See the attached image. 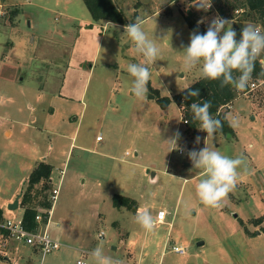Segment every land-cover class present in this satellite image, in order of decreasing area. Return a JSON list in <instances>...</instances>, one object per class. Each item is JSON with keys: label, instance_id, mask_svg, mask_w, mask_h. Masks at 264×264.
Masks as SVG:
<instances>
[{"label": "rangeland", "instance_id": "374dc122", "mask_svg": "<svg viewBox=\"0 0 264 264\" xmlns=\"http://www.w3.org/2000/svg\"><path fill=\"white\" fill-rule=\"evenodd\" d=\"M112 2L124 24L93 20L83 0H0V202L6 207L20 194L18 208L3 217L22 216L23 181L43 161L52 166L50 188L38 191L37 185L31 204L44 195L50 199L57 188L53 218L80 230L69 239L74 246L101 247L104 253L118 246L113 252L120 256L126 246L121 237L138 232V253L145 232L141 264L155 263L161 249L160 264H264V232L252 223L264 214V81L222 107L232 133H215L209 140L200 124L188 127L173 95L202 77L199 64L192 69L183 64L191 33L184 15L193 12L207 29L215 16L212 5L204 11L194 0ZM138 19L160 49L149 82L171 98L165 108L149 88L146 96L130 93L127 65L144 58L126 42L124 26ZM225 19L234 29L247 24L260 29L235 11ZM258 57L264 66V52ZM55 92L71 99L74 108L54 99ZM49 106H56L57 117L67 113L66 121L55 120L54 129L42 128ZM8 128L10 135L4 133ZM205 144L242 159L237 183L219 206L200 201L196 185L203 170L188 157L189 150ZM112 194L135 199V206L148 209L153 218L162 208L163 223L151 232L143 229L135 208L114 207ZM49 226L59 240L60 228ZM180 244L186 253L171 249ZM15 248L17 256L4 264L26 263L28 257L38 264V253ZM87 255L61 247L44 258L93 257Z\"/></svg>", "mask_w": 264, "mask_h": 264}, {"label": "clouds", "instance_id": "9594fccd", "mask_svg": "<svg viewBox=\"0 0 264 264\" xmlns=\"http://www.w3.org/2000/svg\"><path fill=\"white\" fill-rule=\"evenodd\" d=\"M191 3L197 9L207 11L212 0H194ZM201 22L203 21H198ZM124 31L128 37L126 42L133 43L135 51L144 58L143 63L127 65V72L133 78L130 93L137 97L146 96L151 76L150 66L159 59L160 49L155 37L149 38L139 19L125 25ZM183 51V64L186 69H192L199 64L202 78L220 79L222 85L232 84L237 90L243 91L250 79L254 60L264 52V31L247 24L242 27L237 38V32L231 24L217 15L211 19L205 32L190 33L189 43ZM233 70L240 73L238 77L233 76ZM191 84L184 88L187 89L185 99L199 95V90L192 89ZM209 107L208 101L190 104L193 118L200 121L199 128L206 132L211 140L222 124L220 119L210 114ZM179 136L177 131L176 137ZM199 140L200 137L195 138V142ZM188 157L193 166L203 170L196 185L200 201L208 206H219L237 183V169L242 164V159L239 156L233 158L225 155L206 144L199 150H189ZM135 221L149 232L154 230L155 220L148 209L139 210L135 214ZM91 255L96 264H115L111 257L104 255L101 247L95 248Z\"/></svg>", "mask_w": 264, "mask_h": 264}, {"label": "trees", "instance_id": "16d2710c", "mask_svg": "<svg viewBox=\"0 0 264 264\" xmlns=\"http://www.w3.org/2000/svg\"><path fill=\"white\" fill-rule=\"evenodd\" d=\"M83 2L93 20H104L107 22L124 24L122 13L115 7L112 0H83ZM211 5L216 13L224 17H227L230 14L234 15V10L240 9V17L243 16L244 18L254 20L260 25L261 31H264V0H212ZM184 19L191 33H203L206 31L205 26L197 23L193 12L188 10L187 14L184 15ZM235 30L237 32V38H239L241 28L237 26ZM239 74L240 73L238 71L233 70L234 77H238ZM250 81L257 83L264 81V66L261 65L258 56L253 62L250 79L247 87L243 91L237 90L232 84L222 85L220 79L211 80L200 77L190 85L192 89L199 90L198 96L185 99L187 89H183L182 91L174 94L173 99L176 101L178 106L181 107V114L184 122L190 129H193L200 124L199 120L193 118V112L190 108V104L192 102L203 103L204 101H208L210 103V114L214 118L220 119L222 124V127L217 129L215 133H232V126L226 118V114L221 109L222 107L229 105L236 98L238 93L247 91ZM148 88L153 92L158 104L162 108L167 107L171 98L166 95H160L157 89L150 85V82L148 83ZM51 169L52 166L49 163L43 161L39 162L30 172L24 184L25 189L22 192L20 207L23 208V222L29 228H32L35 225L34 216L38 208L50 210L52 207V202L46 195H44L43 200H39L38 203L35 201V205L31 204L34 199V189H36L37 185H41V188L38 191L48 190L50 188L49 181ZM112 204L115 207L124 206L128 209L135 208V201L132 198L120 194H114L112 196ZM44 215L46 214L44 213ZM1 217L2 210L0 209V218ZM252 223L254 225H260V230L264 232V214L254 218ZM246 231L249 233L248 230Z\"/></svg>", "mask_w": 264, "mask_h": 264}, {"label": "crops", "instance_id": "0c3cea01", "mask_svg": "<svg viewBox=\"0 0 264 264\" xmlns=\"http://www.w3.org/2000/svg\"><path fill=\"white\" fill-rule=\"evenodd\" d=\"M98 21H100V20H98ZM88 22V21H87ZM104 23H107V21H105ZM89 24V26H91V24L90 23H88ZM31 42L33 43L34 42V36L33 37H31ZM90 66H92V64H90ZM41 93H42V91H41ZM54 95H53V98L54 99H56V100H58V101H60V102H63V101H65V102H69V103H71V99L69 100L67 97H65V96H61V94L60 93H58V92H55V93H53ZM56 94H58V95H56ZM54 99L52 100V101H54ZM71 105H72V107L74 108V106L76 105V104H72L71 103ZM74 105V106H73ZM57 111H58V109H56V106H55V108L54 107H52V106H49V108H48V110H47V112H48V114L47 115H45V120H44V122H43V127L42 128H49V129H54L55 127H56V125L57 124H55V120L56 121H58L59 119L60 120H64V121H66L67 120V113L65 114V115H63V113H61L60 114V116H58L57 117ZM31 119H33V117H31ZM54 122V123H53ZM25 126H26V123L24 124ZM4 133L6 134V135H10L11 134V129H5L4 130ZM70 134L71 135H74V131H73V133L72 132H70ZM97 136V135H96ZM102 140V138L101 139H99V140H97L96 139V137H95V141L96 142H100ZM93 149V148H92ZM94 150V149H93ZM50 164V163H49ZM51 165V164H50ZM24 182H26V180H24L23 181V183ZM25 184V183H24ZM114 194H112V195H110V198H111V201H112V196H113ZM18 196V195H17ZM16 196V197H17ZM15 197V198H16ZM10 198V197H9ZM133 199V198H132ZM9 200V199H8ZM135 202H136V200L135 199H133ZM112 203V202H111ZM9 204V203H8ZM8 204L6 205V207H5V203L4 202H0V209L2 210V216L5 214H7V212H8V208H7V206H8ZM52 205H53V203H52ZM115 207V206H114ZM117 208H119L120 209V207H117ZM126 208V207H125ZM139 210H141V207L139 206V204H136V206H135V209H134V213H136V212H138ZM158 210H163L162 208H158L157 209V211ZM156 211V212H157ZM165 219V218H164ZM160 223H163V222H160ZM50 224H55V226L56 227H59L60 228V231H59V233H60V235H59V240L56 238V237H54V238H56L58 241H60V243H61V246L57 249V250H59L61 247H66V248H69V249H73V250H76V251H78V250H80L81 251V253L82 254H88V255H91V253L93 252L92 250H90V249H87V248H83V247H79V246H74V245H72V243H71V239L73 240V239H75V238H73V236L71 235L72 233H75V232H80V230H78V228H74V226H68L67 227V225L66 224H64V223H62V220H61V218H59V217H55V219L53 218V211H52V207H51V209H50V223H49V225ZM63 224V225H62ZM159 224V223H158ZM63 226V227H62ZM49 230H50V232H51V227L49 226ZM139 231V230H138ZM100 232H103V231H100ZM138 235H131L129 232H127V234L126 235H123L124 237H121V239H123V238H125V240H126V246L124 247V250H123V253L120 255V256H116V255H114V253H116V252H113V251H116L117 250V248H118V246H110V249H111V251L110 252H107V253H104V255L105 256H108V257H111L112 259H113V261L115 262V264H141V261H142V258H144L143 257V255L146 253V252H144L143 251V249H144V239L146 238V233L144 232L143 233V235H142V238H141V243H140V245H139V251H138V253H137V251H136V248H137V245H136V242H135V239L137 240V238H138V236H140L139 235V233L138 232H136ZM52 234V233H51ZM104 234V233H103ZM97 236H98V234H97ZM66 237V238H65ZM61 238V239H60ZM64 239V240H63ZM70 239V240H69ZM167 241V240H166ZM168 242H170L169 240H168ZM154 243V241L152 242V244ZM163 244H165V239H164V243ZM178 246H182V247H184L183 245H178ZM27 247H29V246H27ZM184 248H186V247H184ZM29 249H30V251L31 252H29L30 254L31 253H38L35 249H33V248H31V247H29ZM57 250H55V251H57ZM163 249H161V251H160V253H159V257H158V259L156 260V264H160V261H161V255H163V251H162ZM54 252V251H53ZM17 249L15 248V250H11V251H9L8 253H7V255L6 256H0V264H4L5 262H3L4 260L6 261V260H10L11 258H14V256L16 255L17 256ZM184 253H186V249H185V252ZM183 253V254H184ZM39 254V253H38ZM40 255V254H39ZM87 255V256H88ZM155 255V252H152L151 253V256H152V259H153V256ZM46 256V255H45ZM45 256H41L40 255V259L38 260V264H96V260H95V258L94 257H92V258H85L86 256H83V257H78L75 261L74 260H72V259H69V258H67V259H65V258H59V257H52V258H44ZM147 256H148V254H147ZM83 258H85V259H83ZM148 258H149V256H148ZM26 261V263H22V264H34V262H33V259H31L30 257H28V259H26L25 260ZM77 261H80V263H77ZM8 263L10 264V262L8 261ZM154 263V261H153V264H155ZM15 264V263H14ZM149 264H150V262H149Z\"/></svg>", "mask_w": 264, "mask_h": 264}, {"label": "built area", "instance_id": "2783aa9c", "mask_svg": "<svg viewBox=\"0 0 264 264\" xmlns=\"http://www.w3.org/2000/svg\"><path fill=\"white\" fill-rule=\"evenodd\" d=\"M239 13L240 9L234 10ZM215 13V16H224ZM205 23L204 20H202ZM203 24V26H205ZM206 28V26H205ZM258 83L254 81L249 82L248 91L257 87ZM96 139H101V136H96ZM180 152V150L178 151ZM58 193L57 188H52L50 193V200L53 203ZM44 213L46 215H44ZM165 218V211L158 210L154 218L155 224L163 222ZM35 225L32 228L27 227L22 216H3L0 218V256H6L11 250H15L16 246H29L35 249L41 256L48 255L57 250L61 243L51 234L49 230L50 210L39 209L34 216ZM103 232L98 233V237H102ZM17 249V248H16ZM171 249L183 254L185 248L178 245H172ZM80 263V261H77Z\"/></svg>", "mask_w": 264, "mask_h": 264}, {"label": "water", "instance_id": "95a60500", "mask_svg": "<svg viewBox=\"0 0 264 264\" xmlns=\"http://www.w3.org/2000/svg\"><path fill=\"white\" fill-rule=\"evenodd\" d=\"M149 97H153V95L149 94ZM228 135H230V134H228ZM19 196H20V194H18V196L12 202H10L8 204V206H7L8 209L10 208V210H14V209L18 208V206H19V201H18ZM258 232L259 231L257 230V233Z\"/></svg>", "mask_w": 264, "mask_h": 264}]
</instances>
